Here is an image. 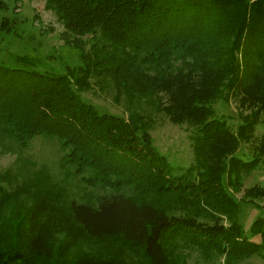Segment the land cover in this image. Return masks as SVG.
Instances as JSON below:
<instances>
[{
    "label": "trees",
    "instance_id": "trees-1",
    "mask_svg": "<svg viewBox=\"0 0 264 264\" xmlns=\"http://www.w3.org/2000/svg\"><path fill=\"white\" fill-rule=\"evenodd\" d=\"M46 1L68 33H100L115 53L87 54L60 75L0 64V149L22 159V148L41 135L66 151L61 180L46 166L23 165L25 181L14 191L32 201L22 211L10 209L12 194L0 188V264H77L60 256L64 228L114 251L78 264H134L128 254L142 257L137 264H186L185 245L224 264L264 260V217L247 235L227 189L264 162V139L253 160L239 158V139L212 108L226 91L242 96L256 110L240 139L252 137L264 113V0ZM177 54L183 65L174 71ZM94 75L111 76L130 103L166 94L159 110L170 122L198 128L197 165L177 172L140 118L100 114L83 102L79 93ZM68 174L98 191L82 194Z\"/></svg>",
    "mask_w": 264,
    "mask_h": 264
},
{
    "label": "rangeland",
    "instance_id": "rangeland-1",
    "mask_svg": "<svg viewBox=\"0 0 264 264\" xmlns=\"http://www.w3.org/2000/svg\"><path fill=\"white\" fill-rule=\"evenodd\" d=\"M77 40L83 41V45ZM107 44L100 33L81 38L68 33L58 14L47 8L46 0H0V64L43 74H66L82 66L87 54L94 58L95 52L98 51L97 55L102 60L103 57L115 53L114 48L105 47ZM182 65L183 56L177 54L172 61L174 71ZM79 94L83 102L94 106L100 114L115 115L125 120L133 116L140 118L156 151L163 155L177 172H185L197 165L195 138L198 128L189 123L175 125L170 122L169 117L159 110L160 103L167 104L166 94L130 103L125 94H118L115 81L106 75H94L90 89ZM241 99L242 96L231 95L226 91L221 99L213 103L212 108L216 118L225 120L230 131L239 139L236 156L250 161L258 154L256 148L264 139V113L261 114L252 137L248 140L240 139V130L245 118L250 117L256 110L243 106ZM3 144L9 145L6 141ZM27 144L26 148H22V159L4 153L6 149H0V188L11 192L9 207L18 212L22 211L25 205H31L32 201L30 198L19 197L14 191L25 181L21 176V173H24L23 165H27L28 169L30 166L36 169L46 166L59 178L57 180L65 177V167L63 165L60 168L59 164L66 151L59 142H49L45 136L38 135L31 138ZM68 176L71 185L82 194L91 196L98 191L82 182V176ZM238 178L241 180L240 187L234 189L229 183L227 189L240 204V223L247 235H250L253 222L264 217V162L251 172L242 173ZM228 181L225 176V184ZM249 192L251 194H248ZM68 242L71 244L68 245ZM110 253L113 254L114 251L108 250L107 246L89 245L75 232L65 228L60 230V256H63L62 259L67 263H85L98 255L109 259ZM181 253L186 257V264H224V259H205L201 251L194 247L185 245ZM128 257L134 264L143 261L137 254H128ZM243 264H264V260L253 257Z\"/></svg>",
    "mask_w": 264,
    "mask_h": 264
}]
</instances>
